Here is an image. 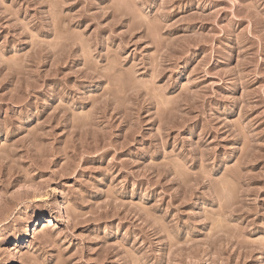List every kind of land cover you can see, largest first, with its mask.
Returning <instances> with one entry per match:
<instances>
[{"label": "rangeland", "instance_id": "rangeland-1", "mask_svg": "<svg viewBox=\"0 0 264 264\" xmlns=\"http://www.w3.org/2000/svg\"><path fill=\"white\" fill-rule=\"evenodd\" d=\"M13 259L264 264V0H0Z\"/></svg>", "mask_w": 264, "mask_h": 264}, {"label": "bare ground", "instance_id": "bare-ground-1", "mask_svg": "<svg viewBox=\"0 0 264 264\" xmlns=\"http://www.w3.org/2000/svg\"><path fill=\"white\" fill-rule=\"evenodd\" d=\"M33 224H35V225L40 224V221L38 220V218L34 220ZM42 225H43V224H42ZM44 226H45V225H43V227H44ZM30 228H31V227H30ZM29 230H30V229L27 228V232H28ZM16 263H17L16 260L13 259L11 264H16Z\"/></svg>", "mask_w": 264, "mask_h": 264}]
</instances>
